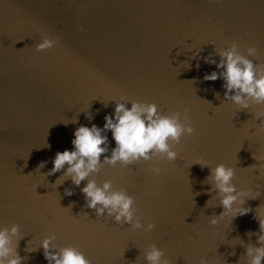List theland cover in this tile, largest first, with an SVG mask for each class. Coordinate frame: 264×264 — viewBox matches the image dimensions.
Here are the masks:
<instances>
[{
  "label": "water",
  "instance_id": "obj_1",
  "mask_svg": "<svg viewBox=\"0 0 264 264\" xmlns=\"http://www.w3.org/2000/svg\"><path fill=\"white\" fill-rule=\"evenodd\" d=\"M44 38L57 46L36 52ZM232 44L264 65V0H0V230L18 226L11 239L22 264H47L39 248L49 236L56 251L74 247L91 264H146L153 244L168 264H247L246 247H259L247 233L259 232L253 217L264 210L256 118L264 105L241 111L224 99L221 79L203 80L216 71L205 57L219 62ZM130 102L180 112L181 122L186 109L194 129L172 146L175 161L105 165L89 176L133 199L136 230L88 209L80 191L87 181L56 186L63 173L46 176L55 153L72 150L77 127L102 128L115 103ZM106 135L110 156L115 143ZM219 164L247 193L233 207L252 211L212 226L223 209L207 178ZM147 223L155 227L144 231Z\"/></svg>",
  "mask_w": 264,
  "mask_h": 264
},
{
  "label": "clouds",
  "instance_id": "obj_2",
  "mask_svg": "<svg viewBox=\"0 0 264 264\" xmlns=\"http://www.w3.org/2000/svg\"><path fill=\"white\" fill-rule=\"evenodd\" d=\"M57 44L56 38H44L36 44L35 51L50 50ZM246 51L249 57L256 55L255 48H248ZM217 56L219 62L205 57L204 62L215 64L216 71L205 74L203 80L214 82L221 79L224 99L231 101L241 111L248 110L253 105H264V65L254 64L237 50L236 44L218 52ZM130 103V108L126 107L125 103H115L113 113L104 116L102 128L94 124L91 127L83 125L77 127L71 140L72 150L56 152L51 161L52 168L46 176L62 172L63 174L55 181L56 186L63 184L65 180H70L73 186L79 187L81 182L87 181L80 189L86 207L94 210L97 217L108 216L115 224L123 222L130 224L133 230H136L141 229L142 225L133 221V199L122 190L113 191L109 181L97 186L95 180L88 179L89 176L98 173L105 165L115 167L119 164L121 167H126L139 161L159 159L175 161L177 153L172 150V146L178 144L182 136H191L194 129L187 119L186 109L181 122L180 112L170 116L161 115L153 103ZM256 118L260 119L259 125L264 131V113H259ZM108 132H111L112 141L115 143L110 156L105 155L109 152L106 135ZM102 156L103 160H101ZM253 159L256 160L255 157ZM258 162L257 171L264 172V155L259 156ZM46 163V161L41 162L38 168H44ZM149 171L155 175L160 173L158 167H151ZM233 178V169L223 164L210 169L207 178L211 184L210 192H216L219 206L223 209L220 215L209 221L212 226H216L218 220L225 216H231L233 220L252 211L250 208L242 207L243 204L233 207L241 197L247 196V193L236 190L232 184ZM64 195L71 196L73 192L65 189ZM253 219L259 224V232H249L247 235L257 236L259 247L247 246L244 255L247 257V264H264V210L257 207ZM154 227V224L147 223L144 231H151ZM17 235L18 226L15 224L0 230V264H22V258L16 250L18 243L14 247L11 239ZM54 238L49 236L40 243L39 249L42 250L47 264H91L90 260L74 247H61L56 251L52 244ZM234 254V252L229 253V255ZM163 255V252L153 244L144 254V260L146 264H168L166 259H162ZM200 264H207V261L202 258Z\"/></svg>",
  "mask_w": 264,
  "mask_h": 264
}]
</instances>
